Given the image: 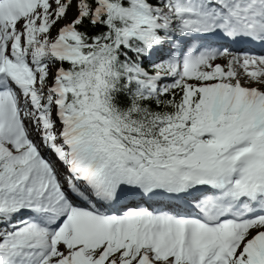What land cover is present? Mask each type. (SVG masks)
<instances>
[{
  "label": "snow or ice",
  "instance_id": "snow-or-ice-1",
  "mask_svg": "<svg viewBox=\"0 0 264 264\" xmlns=\"http://www.w3.org/2000/svg\"><path fill=\"white\" fill-rule=\"evenodd\" d=\"M0 264H264V0H0Z\"/></svg>",
  "mask_w": 264,
  "mask_h": 264
}]
</instances>
